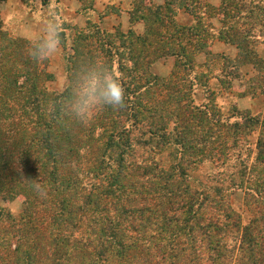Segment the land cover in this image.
<instances>
[{
    "label": "trees",
    "instance_id": "obj_1",
    "mask_svg": "<svg viewBox=\"0 0 264 264\" xmlns=\"http://www.w3.org/2000/svg\"><path fill=\"white\" fill-rule=\"evenodd\" d=\"M131 20L143 34L64 24L67 84L53 93L50 59L33 62L0 9V199L25 203L19 216L0 206V264H264V118L196 105L189 81L215 38L258 63L264 0H223L218 11L206 0H140ZM166 57L176 62L164 79L151 68ZM90 62L120 78L126 107L86 123L49 116Z\"/></svg>",
    "mask_w": 264,
    "mask_h": 264
},
{
    "label": "rangeland",
    "instance_id": "obj_2",
    "mask_svg": "<svg viewBox=\"0 0 264 264\" xmlns=\"http://www.w3.org/2000/svg\"><path fill=\"white\" fill-rule=\"evenodd\" d=\"M85 8H90L94 4L95 0H83ZM158 3L156 5H163L164 0H156ZM58 0H7L1 6V14L3 23L6 29L13 35L27 39L29 41L33 40L37 35H42L46 27L34 23L40 21L41 23H49L51 21H56L61 26V32L64 31V24L66 28L70 25L78 29H84L87 25L77 26L71 23H62L58 20L60 12L56 7ZM132 11L135 10L140 0H131ZM20 4V6H19ZM247 4V3H246ZM116 7L113 6L112 10L108 11V14H115ZM183 16L179 17V21L184 25H188L193 22V18L186 15L184 11H181ZM113 16V15H111ZM120 20H123L120 19ZM118 20L108 19L105 21H98L94 15L87 21L90 25L99 26L103 30L110 33H114L116 30L123 31L118 27ZM141 23V22H138ZM262 27H259L257 31L259 32ZM145 31V26L135 30L136 34H143ZM264 31V29H263ZM128 32V31H123ZM67 36L70 35L71 30H66ZM219 33V32H218ZM216 33V34H218ZM62 39V37H61ZM211 42V41H210ZM209 42V45H210ZM69 44V41H68ZM208 45V46H209ZM209 48L203 53H199L196 57V69L193 73H190L189 81L195 80L193 100L196 105H210L211 107H217L226 116H231L233 113H244L249 114L254 117H258L260 120L264 118V107H260L257 104L255 111L247 110V104L245 102H239L238 99L243 96V92L251 94L252 91L258 90L264 84V69L263 65L253 62H245L241 58L244 54H240L239 58L241 64H254L258 70L259 74L257 76H245L239 74V72L229 73L226 68H223L224 60L220 57H213L208 52ZM238 50V49H237ZM239 51V50H238ZM64 40L62 39V45L59 51L52 57H50V62L48 65V74L50 76V81L48 83V88L53 93H62L67 84V74L65 69V55H64ZM262 61V60H261ZM175 58L166 57L157 61L151 68V72L157 77L167 79L169 78L173 71L175 70ZM228 73V72H227ZM244 74V73H243ZM239 103H242L239 105ZM235 120L233 119V122ZM258 133H254L250 137L252 143L255 142V137ZM232 202L234 208L238 212L244 213V193L240 190H236L232 195ZM0 206L8 211H10L14 216H19L24 212L25 203L23 200H8L0 199ZM246 218V214H244Z\"/></svg>",
    "mask_w": 264,
    "mask_h": 264
},
{
    "label": "clouds",
    "instance_id": "obj_3",
    "mask_svg": "<svg viewBox=\"0 0 264 264\" xmlns=\"http://www.w3.org/2000/svg\"><path fill=\"white\" fill-rule=\"evenodd\" d=\"M62 45L61 26L49 22L42 35L29 41L28 57L36 63L54 56ZM126 93L120 78L106 63L90 62L83 65L69 83L68 95L51 101L49 116L57 114L70 120L86 123L98 110L126 107ZM34 186L43 194L39 184Z\"/></svg>",
    "mask_w": 264,
    "mask_h": 264
},
{
    "label": "crops",
    "instance_id": "obj_4",
    "mask_svg": "<svg viewBox=\"0 0 264 264\" xmlns=\"http://www.w3.org/2000/svg\"><path fill=\"white\" fill-rule=\"evenodd\" d=\"M155 4L158 2L153 0ZM164 0L162 3H164ZM207 4L214 10H220L222 7L223 0H206ZM20 6V4H19ZM116 7L115 14H108L112 7ZM56 7L58 8L60 15L58 20L62 23L76 24L77 26L87 25V21L92 15L96 17L98 21H105L108 19L118 20L117 25L123 31H129L130 29L136 30L144 26L143 23H132V3L131 0H95L94 4L90 8H85L83 0H58ZM123 20H120L122 19ZM47 25L48 23H41L40 21L35 22L37 25ZM211 24L214 28L215 33H218L224 26V18L220 15H216L211 18ZM211 56L220 57L224 60L223 68L227 69L224 73L226 76L229 73L239 72L245 76H257L259 74L258 68L254 64H241L239 62V51L233 45L227 44L224 41L215 38L210 42L209 51ZM257 58L264 61V39H261L256 47ZM226 66V67H225ZM244 73V74H243ZM239 102H245L247 104V110L255 111L257 104L260 107H264V84L263 88L256 90L254 94H245L238 99ZM242 103H239V105Z\"/></svg>",
    "mask_w": 264,
    "mask_h": 264
}]
</instances>
